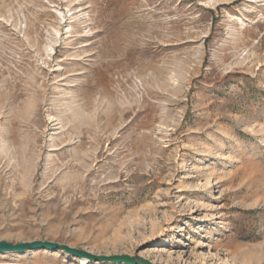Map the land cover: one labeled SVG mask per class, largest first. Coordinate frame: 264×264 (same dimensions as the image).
Returning a JSON list of instances; mask_svg holds the SVG:
<instances>
[{
  "label": "rangeland",
  "instance_id": "rangeland-1",
  "mask_svg": "<svg viewBox=\"0 0 264 264\" xmlns=\"http://www.w3.org/2000/svg\"><path fill=\"white\" fill-rule=\"evenodd\" d=\"M0 240L264 264V0H0Z\"/></svg>",
  "mask_w": 264,
  "mask_h": 264
},
{
  "label": "water",
  "instance_id": "water-1",
  "mask_svg": "<svg viewBox=\"0 0 264 264\" xmlns=\"http://www.w3.org/2000/svg\"><path fill=\"white\" fill-rule=\"evenodd\" d=\"M47 249V250H62L63 252L75 257L86 258L90 261L125 263V264H155L146 258L137 254H113V255H95L82 249H76L66 244H61L46 240H32L12 243L5 240H0V253L18 252L22 253L30 250Z\"/></svg>",
  "mask_w": 264,
  "mask_h": 264
},
{
  "label": "bare ground",
  "instance_id": "bare-ground-1",
  "mask_svg": "<svg viewBox=\"0 0 264 264\" xmlns=\"http://www.w3.org/2000/svg\"><path fill=\"white\" fill-rule=\"evenodd\" d=\"M80 264H87V259L86 258H80Z\"/></svg>",
  "mask_w": 264,
  "mask_h": 264
}]
</instances>
